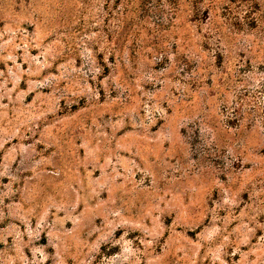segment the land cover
<instances>
[{"label": "rangeland", "instance_id": "1", "mask_svg": "<svg viewBox=\"0 0 264 264\" xmlns=\"http://www.w3.org/2000/svg\"><path fill=\"white\" fill-rule=\"evenodd\" d=\"M0 264H264V0H0Z\"/></svg>", "mask_w": 264, "mask_h": 264}]
</instances>
